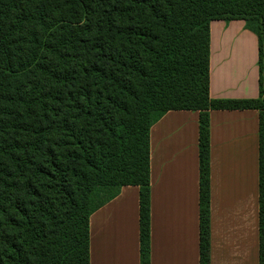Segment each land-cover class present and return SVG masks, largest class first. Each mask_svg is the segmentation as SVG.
Instances as JSON below:
<instances>
[{"label":"trees","instance_id":"trees-1","mask_svg":"<svg viewBox=\"0 0 264 264\" xmlns=\"http://www.w3.org/2000/svg\"><path fill=\"white\" fill-rule=\"evenodd\" d=\"M258 37L259 97L210 96V24ZM259 111L264 264V0H0V264H90V218L140 191L151 264L150 131L199 113L200 264H210V111Z\"/></svg>","mask_w":264,"mask_h":264},{"label":"crops","instance_id":"crops-1","mask_svg":"<svg viewBox=\"0 0 264 264\" xmlns=\"http://www.w3.org/2000/svg\"><path fill=\"white\" fill-rule=\"evenodd\" d=\"M257 35L210 24V96L259 97ZM151 264H200L199 113L170 111L150 131ZM210 264H259V111H210ZM140 191L125 186L90 218V264H140Z\"/></svg>","mask_w":264,"mask_h":264}]
</instances>
